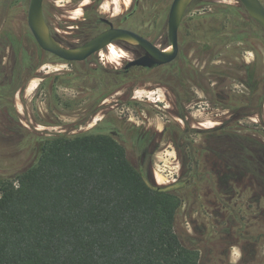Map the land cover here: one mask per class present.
<instances>
[{
	"label": "rangeland",
	"instance_id": "rangeland-1",
	"mask_svg": "<svg viewBox=\"0 0 264 264\" xmlns=\"http://www.w3.org/2000/svg\"><path fill=\"white\" fill-rule=\"evenodd\" d=\"M9 1L0 0V178H15L28 169L39 144L51 134L115 133L132 162L150 167L152 180L166 186L191 171L194 151L205 158L204 148L209 143L203 132L208 129L231 121L239 123L242 130L236 126L234 130L243 134L259 136L264 131V85L260 82L264 43L253 36L249 42H241L240 36L236 38L224 26L218 35L221 40L215 43L206 35L212 26L196 19H205L225 5L238 6L237 1L195 0L184 20L182 27L187 34L181 44L186 48V59L189 63L193 60L203 77L199 87L191 90L198 103H177L159 75L151 83L119 78L122 65L136 57L135 51L118 48L126 58L105 49L102 61L98 54L91 62L57 61L29 34L30 0H22L24 7L18 17L7 7ZM173 1L45 0L44 13L52 34L65 46L84 43L92 36L96 20L108 17L165 47ZM255 28L259 30L257 25ZM196 50L202 59L199 64L193 57ZM259 54L262 61L255 66L259 74L251 81L247 66ZM217 78L229 94L216 89ZM262 97L259 106L246 108ZM179 128L185 132L183 141L177 134ZM211 169L209 166L201 173L208 174ZM247 185L246 181L245 188ZM201 193L196 205L194 201L186 203L180 221L188 241L198 250L199 264H264V202L257 206L259 215L254 208L248 212L250 194L242 192L247 198L232 196L235 208L221 212L213 203L208 183Z\"/></svg>",
	"mask_w": 264,
	"mask_h": 264
},
{
	"label": "trees",
	"instance_id": "trees-1",
	"mask_svg": "<svg viewBox=\"0 0 264 264\" xmlns=\"http://www.w3.org/2000/svg\"><path fill=\"white\" fill-rule=\"evenodd\" d=\"M208 15L196 19L212 26L206 35L215 43L223 26L241 42L253 36L264 43L263 29L241 4ZM259 61L261 54L247 66L251 81ZM262 80L264 85V72ZM235 126L242 130L227 121L203 132L205 158L194 151L191 171L166 186L152 180L150 167L132 162L115 133L51 134L28 169L0 178V264H199L180 221L204 184L221 212L233 210L232 196L242 192L250 194L248 212L254 208L259 215L264 202V131L253 136ZM179 131L183 141L185 132Z\"/></svg>",
	"mask_w": 264,
	"mask_h": 264
},
{
	"label": "water",
	"instance_id": "water-1",
	"mask_svg": "<svg viewBox=\"0 0 264 264\" xmlns=\"http://www.w3.org/2000/svg\"><path fill=\"white\" fill-rule=\"evenodd\" d=\"M195 0H174L169 12L168 28L170 52L161 49L149 39L126 29H112L105 31L91 40L78 46L69 47L60 43L52 34L44 13L45 0H30L28 10V25L39 48L51 54L62 63H81L96 53L103 51L116 41L134 43L142 48L146 55L129 62L128 67L138 66L154 68L174 61L179 51V29L184 17ZM247 11L248 15L264 31V4L261 0H236Z\"/></svg>",
	"mask_w": 264,
	"mask_h": 264
},
{
	"label": "flooded vegetation",
	"instance_id": "flooded-vegetation-1",
	"mask_svg": "<svg viewBox=\"0 0 264 264\" xmlns=\"http://www.w3.org/2000/svg\"><path fill=\"white\" fill-rule=\"evenodd\" d=\"M29 5H30V2H29ZM193 5H194V3L188 9V11L184 17V20H185L189 10L192 8ZM7 7L11 10H14L16 12L15 16L18 17L19 15H21L24 4H23L22 0H10L8 2ZM2 15H3L2 12H0V16H2ZM127 20H128V18H127ZM184 20H183V22L180 26V29H179V39H178L179 51H178V55H177L176 59L169 64L154 67L151 69L150 68H144V67H138V66H133V67L127 68L129 62L144 57L146 55L145 51L133 43H127V42H121V41H116L111 46L106 47L105 49L108 51V53L111 52L112 46H116L119 49H126V50H129L132 52L135 51L137 53L136 57L133 60H129L128 62H126L122 65L121 76L119 78H121L123 81H128V82H131V81L133 82L134 80H136V81H140V82L144 81V83H147V82L151 83L152 81H155V79H154L155 76L159 75L161 77V80H163L162 81L163 85H165L168 89H170L174 93L177 103H198L197 97L195 96L194 92L191 90L193 89V87H196V88L199 87L200 83L203 82V77H202V75L198 74V69H197L198 66L194 65L195 63H193V60H191L189 63L186 59V55L184 52V49H186V48L183 47V45L181 44V42L183 41L184 35L187 34L186 31L182 27ZM112 27L115 29H126V30L133 31L132 29L125 27L123 22H117L116 20L109 19L108 17H99L96 20V27L93 29L92 36H90L84 43L91 40L95 36L112 29ZM28 31H29L31 38L34 39L32 33L30 31L29 25H28ZM136 33H138V32H136ZM10 35H11V33H10ZM166 40H167V46H165V47L159 46L161 49L167 48L170 44L169 28H168L167 35H166ZM154 44H156V43H154ZM196 49H197V45H196ZM171 50H172V48H171ZM101 52L94 54L93 56H91L89 59H87L86 61H84L82 63L91 62L92 58L97 54L99 56L98 60L102 61L103 58L102 59L100 58ZM124 54H125V56H123L121 58L127 57L126 53H124ZM47 55H48V53H47ZM49 56H52V55L49 54ZM193 57H194V60H196L198 64L200 63V61H202V59L198 57L197 50L195 51V54L193 55ZM210 59H212V58H210ZM213 59H215V58H213ZM212 63L217 64V62H215V60H213ZM70 64H76V63H70ZM211 74H214V72H211ZM171 78H173L174 82H170ZM221 82H222V80L220 78L216 79V85H218L216 87V89L219 92L223 91V93L229 94L228 92L224 91V86L221 85ZM156 84L160 85L161 83H156Z\"/></svg>",
	"mask_w": 264,
	"mask_h": 264
},
{
	"label": "bare ground",
	"instance_id": "bare-ground-1",
	"mask_svg": "<svg viewBox=\"0 0 264 264\" xmlns=\"http://www.w3.org/2000/svg\"><path fill=\"white\" fill-rule=\"evenodd\" d=\"M134 44V43H133ZM172 47H167V51L170 52ZM111 52L117 57H123L124 53L120 51L116 46L111 47ZM33 86V85H32ZM36 88V87H35ZM30 91V90H29Z\"/></svg>",
	"mask_w": 264,
	"mask_h": 264
}]
</instances>
